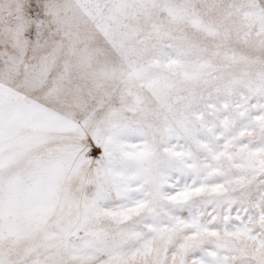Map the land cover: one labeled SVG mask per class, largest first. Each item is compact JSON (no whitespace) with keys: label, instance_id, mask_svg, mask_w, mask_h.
<instances>
[{"label":"snow or ice","instance_id":"6c2138e0","mask_svg":"<svg viewBox=\"0 0 264 264\" xmlns=\"http://www.w3.org/2000/svg\"><path fill=\"white\" fill-rule=\"evenodd\" d=\"M0 264H264V0H0Z\"/></svg>","mask_w":264,"mask_h":264}]
</instances>
